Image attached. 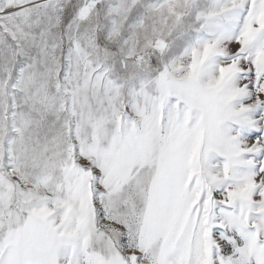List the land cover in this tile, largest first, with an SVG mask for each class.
Here are the masks:
<instances>
[{
    "label": "snow or ice",
    "instance_id": "obj_1",
    "mask_svg": "<svg viewBox=\"0 0 264 264\" xmlns=\"http://www.w3.org/2000/svg\"><path fill=\"white\" fill-rule=\"evenodd\" d=\"M0 264H264V0H0Z\"/></svg>",
    "mask_w": 264,
    "mask_h": 264
}]
</instances>
